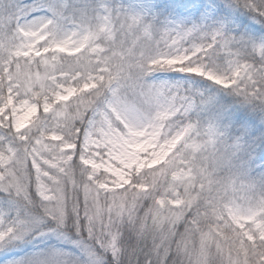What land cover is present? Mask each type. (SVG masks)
I'll return each instance as SVG.
<instances>
[{"label": "snow or ice", "instance_id": "obj_1", "mask_svg": "<svg viewBox=\"0 0 264 264\" xmlns=\"http://www.w3.org/2000/svg\"><path fill=\"white\" fill-rule=\"evenodd\" d=\"M0 264H264V0H0Z\"/></svg>", "mask_w": 264, "mask_h": 264}]
</instances>
